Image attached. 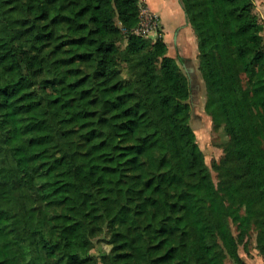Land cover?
Returning <instances> with one entry per match:
<instances>
[{"label":"trees","instance_id":"1","mask_svg":"<svg viewBox=\"0 0 264 264\" xmlns=\"http://www.w3.org/2000/svg\"><path fill=\"white\" fill-rule=\"evenodd\" d=\"M204 110L141 0H0V264H245L264 256V37L253 0H180ZM106 231L109 250L93 254Z\"/></svg>","mask_w":264,"mask_h":264},{"label":"rangeland","instance_id":"2","mask_svg":"<svg viewBox=\"0 0 264 264\" xmlns=\"http://www.w3.org/2000/svg\"><path fill=\"white\" fill-rule=\"evenodd\" d=\"M161 4V3H160ZM167 7L156 10L160 16V20L164 25L165 31L160 26L159 19L156 17V24L152 28L148 36L153 40L163 34L167 42V53L176 58L182 71L189 78L190 105L189 123L194 129L197 142L203 152L204 160L209 166L211 177L216 181V171L211 167L213 160H219L223 157V145L232 140L237 125L234 120L224 121L219 123L217 127H213V122L209 115L204 110V84L198 70L197 62V44L194 33L190 24L187 23V18L183 13V9L178 0H173L166 3ZM179 34L182 37L181 41L173 40V34L178 26ZM107 233L96 235L92 238L91 252L99 254L102 251H108L109 245L106 242ZM238 252L245 264H264V256L259 253L256 247L255 232L251 231L238 246ZM225 264H234L230 259L225 260Z\"/></svg>","mask_w":264,"mask_h":264},{"label":"crops","instance_id":"3","mask_svg":"<svg viewBox=\"0 0 264 264\" xmlns=\"http://www.w3.org/2000/svg\"><path fill=\"white\" fill-rule=\"evenodd\" d=\"M141 1L144 3L145 8L151 14H153L155 17H157L159 19L160 26H162V29L165 31L164 25L162 24V22L160 20V16L156 13V10L163 9L162 7L166 8L167 7L166 3L168 0H141ZM172 1L173 0H169V2H172ZM178 1L181 5L180 0H178ZM253 3H254V11L258 14V16H259V18L263 24V27L261 29V34L264 37V0H253ZM183 13H184V11H183ZM184 15H185V13H184ZM185 25L187 26V25H189V23L188 22L184 23L182 26H185ZM182 26L180 25V27H182ZM178 27H177V29H178ZM181 39H182V37L180 36L179 29H178L176 38H175V40L174 39L173 40L179 43V41H181Z\"/></svg>","mask_w":264,"mask_h":264},{"label":"built area","instance_id":"4","mask_svg":"<svg viewBox=\"0 0 264 264\" xmlns=\"http://www.w3.org/2000/svg\"><path fill=\"white\" fill-rule=\"evenodd\" d=\"M140 24L136 29V32L148 36L152 28L156 24V17L151 14L145 7L140 10Z\"/></svg>","mask_w":264,"mask_h":264},{"label":"water","instance_id":"5","mask_svg":"<svg viewBox=\"0 0 264 264\" xmlns=\"http://www.w3.org/2000/svg\"><path fill=\"white\" fill-rule=\"evenodd\" d=\"M180 28V26L178 27V29ZM178 29L177 30H175V32H174V35H173V39L175 40V38H176V35H177V32H178ZM187 79H189L188 77H187ZM190 96H191V94L189 93V96H188V98H190Z\"/></svg>","mask_w":264,"mask_h":264}]
</instances>
